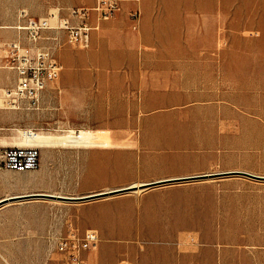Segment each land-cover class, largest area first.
I'll use <instances>...</instances> for the list:
<instances>
[{"label": "rangeland", "instance_id": "rangeland-1", "mask_svg": "<svg viewBox=\"0 0 264 264\" xmlns=\"http://www.w3.org/2000/svg\"><path fill=\"white\" fill-rule=\"evenodd\" d=\"M20 3L0 0V15L16 17L15 22L0 21V26L20 22ZM222 16L216 24L218 44L210 55L229 62L228 73L218 75L217 88L231 95L226 101L242 119L230 126L232 143L217 150L225 151L223 158L207 172L245 171L264 176V0H233L231 9ZM0 30L16 34L13 28ZM83 129L101 140L108 139L112 146L56 144L46 148L48 160L41 158L36 169H5L12 181L37 180L25 186L21 195L47 192L80 196L171 177L164 174L171 171L157 164V153L131 145L135 154L125 165L130 174L118 175L113 183L115 157L83 155L89 148L121 146L110 131L52 126L33 130L77 135ZM44 149L41 147L42 152ZM125 158L121 155L120 162ZM98 167L101 176H81L85 168ZM201 173L192 171L190 175ZM20 206L25 216L23 232L0 238V264H61L62 256L50 236L64 230L68 221L81 229H98L100 242L89 254L90 264H264V178L231 173L86 201L34 198L23 200Z\"/></svg>", "mask_w": 264, "mask_h": 264}, {"label": "crops", "instance_id": "crops-1", "mask_svg": "<svg viewBox=\"0 0 264 264\" xmlns=\"http://www.w3.org/2000/svg\"><path fill=\"white\" fill-rule=\"evenodd\" d=\"M17 1L21 11L29 9L37 17L54 8L94 6L97 2ZM232 1L126 0L111 19L100 20L97 13L91 14L90 22L98 28L86 46L68 43L66 32L59 31L63 46L55 54L62 71L44 91L40 110H4V87L12 85L16 75L0 69V154L8 146L21 145L20 131L26 128L17 124L31 126V130L46 126L93 128L110 131L111 138L121 145L83 152L116 158L113 183L118 175L130 174L125 165L135 154L131 145L157 153V164L171 171L165 175L210 173L207 170L225 152L217 150L232 143L230 126L242 119L226 101L231 95L217 88L218 75L228 73L229 62L210 55L218 44L216 24L231 9ZM133 10L140 11L137 21L131 19ZM3 20L15 22L16 17L0 15ZM16 36L12 30H0V39ZM44 150L42 160L46 162L49 152ZM121 155L126 156L123 163ZM8 175L0 166V200L8 198L0 205V238L23 232L25 216L20 204L36 198H16L25 186L18 182L20 178L12 181ZM101 175L99 167L85 168L81 174Z\"/></svg>", "mask_w": 264, "mask_h": 264}, {"label": "built area", "instance_id": "built-area-1", "mask_svg": "<svg viewBox=\"0 0 264 264\" xmlns=\"http://www.w3.org/2000/svg\"><path fill=\"white\" fill-rule=\"evenodd\" d=\"M126 0H97L94 6L56 8L47 16H30L20 13V22L13 25L17 36L0 39V68L15 72V81L4 87L6 108L40 110L46 88L62 71L55 50L63 46L59 31L66 32L67 42L86 46L91 34L98 28L90 22L91 14L100 20L116 16ZM131 19L137 21L140 11L133 10ZM6 28V27H0ZM42 150L37 145H14L0 154V166L5 169L28 171L41 164ZM54 249L61 254V264H90L89 254L100 242L98 229H81L68 221L64 230H56L50 236Z\"/></svg>", "mask_w": 264, "mask_h": 264}, {"label": "bare ground", "instance_id": "bare-ground-1", "mask_svg": "<svg viewBox=\"0 0 264 264\" xmlns=\"http://www.w3.org/2000/svg\"><path fill=\"white\" fill-rule=\"evenodd\" d=\"M5 107H6V103H5ZM20 132L22 136L21 145H37V146L39 145L43 148H50L51 146L56 145V144H66L70 146L78 145V146H84V147H90V146L109 147L111 146V143L109 142L108 139L101 140L99 136L92 134L91 131L84 130V129L81 130V134L78 133L77 135L76 134L75 135L66 134V133L52 134V133H45V132H40V131H33L31 129L24 130V131L21 130ZM95 133L100 134L99 131H96ZM19 182L24 184V186H28V185L36 184L37 180L36 179H31V180L20 179ZM146 183L147 182H133L132 184H130V186H135L136 189H134L133 191L139 192V191L146 189L145 187H142ZM105 191H108V190H105ZM56 195H61V194H56ZM20 196H17L16 198H21Z\"/></svg>", "mask_w": 264, "mask_h": 264}, {"label": "water", "instance_id": "water-1", "mask_svg": "<svg viewBox=\"0 0 264 264\" xmlns=\"http://www.w3.org/2000/svg\"><path fill=\"white\" fill-rule=\"evenodd\" d=\"M231 173H242V174L250 176V177L264 178V176L253 174L250 172H245V171L210 172V173L195 174V175H190V176L170 177V178L158 179V180L147 182L142 187L150 188V187H155V186L170 184V183L213 178V177H217L219 175L231 174ZM134 189H136L135 186L129 185V186L115 188V189L108 190V191H100V192H95V193H91V194H87V195H80V196L56 195L53 193L38 192V193L22 194V196H20V197L21 198H28V197L29 198H31V197L45 198V197H48V198H56V199L68 200V201H86V200L97 199V198H101V197H105V196H109V195L129 192V191H133ZM7 200H8V198H4V199L0 200V205Z\"/></svg>", "mask_w": 264, "mask_h": 264}]
</instances>
